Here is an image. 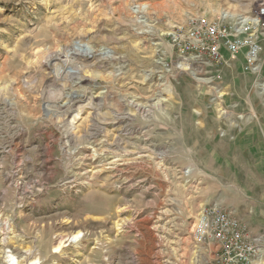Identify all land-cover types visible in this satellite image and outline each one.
<instances>
[{
  "label": "rangeland",
  "instance_id": "rangeland-1",
  "mask_svg": "<svg viewBox=\"0 0 264 264\" xmlns=\"http://www.w3.org/2000/svg\"><path fill=\"white\" fill-rule=\"evenodd\" d=\"M263 2L0 0V264H205L213 204L264 264V42L251 72L172 39Z\"/></svg>",
  "mask_w": 264,
  "mask_h": 264
},
{
  "label": "built area",
  "instance_id": "built-area-1",
  "mask_svg": "<svg viewBox=\"0 0 264 264\" xmlns=\"http://www.w3.org/2000/svg\"><path fill=\"white\" fill-rule=\"evenodd\" d=\"M176 28L172 39L183 57L218 65L243 53L244 69L253 72L261 62L264 2L251 14L219 19L193 16ZM191 233L193 246L208 252L205 264H252L261 251L257 238L234 212L217 204L201 209Z\"/></svg>",
  "mask_w": 264,
  "mask_h": 264
},
{
  "label": "bare ground",
  "instance_id": "bare-ground-1",
  "mask_svg": "<svg viewBox=\"0 0 264 264\" xmlns=\"http://www.w3.org/2000/svg\"><path fill=\"white\" fill-rule=\"evenodd\" d=\"M134 108H136V107H134ZM61 238H60V240L56 241V243H55V245L53 247V253L61 252L63 247H65V244L68 243V242H77L79 240V238H80V234L77 233V234L73 235L72 237H61ZM24 253L26 254L25 256H22V257H20V259H16L15 260L16 264H25V260L28 258V256H30V253L28 251H26ZM34 263H37L36 259L31 261V264H34Z\"/></svg>",
  "mask_w": 264,
  "mask_h": 264
}]
</instances>
